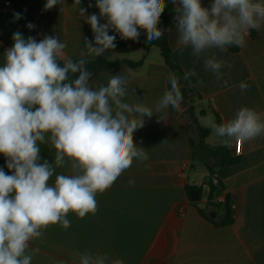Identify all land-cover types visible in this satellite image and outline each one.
Masks as SVG:
<instances>
[{
  "label": "clouds",
  "instance_id": "9594fccd",
  "mask_svg": "<svg viewBox=\"0 0 264 264\" xmlns=\"http://www.w3.org/2000/svg\"><path fill=\"white\" fill-rule=\"evenodd\" d=\"M59 3L46 0L44 9ZM80 3L74 0L73 4L91 26L94 40H85L77 61L65 59L66 44L58 37L37 41L25 39L17 31L0 66V154L12 172L9 175L0 168V264H31L32 256L26 254L30 241L51 225L67 230L70 212L80 219L95 214L97 194L109 189L134 160L148 159L133 135L143 127L145 117L154 115L153 108L123 100L128 83L124 76L112 75L99 88L90 85L92 73L86 57H99L115 48L116 36L109 35L110 30L124 40H138L140 30L149 42L158 40L164 35L158 28L160 17L171 3L175 6L177 46L190 47L200 59L209 49L226 52L229 46L243 47L250 31H259L264 25V0H212L210 7L202 6L201 0H96L99 15L88 16ZM13 15L21 18L20 13ZM204 66L218 81L223 80L225 64L215 55L206 58ZM195 75V69L185 71L183 79ZM179 79L169 75L171 88L154 106L156 113L169 106L180 109ZM223 83L227 86L228 81ZM202 84L197 80L196 86ZM239 87L244 91L248 85L241 82ZM207 126L230 146L233 140L246 142L264 134V113L241 107L227 122L209 120ZM43 143L55 149V167L47 160L41 162L39 145ZM65 165L69 174H55L56 167ZM79 264L123 261L86 252L79 254Z\"/></svg>",
  "mask_w": 264,
  "mask_h": 264
},
{
  "label": "crops",
  "instance_id": "0c3cea01",
  "mask_svg": "<svg viewBox=\"0 0 264 264\" xmlns=\"http://www.w3.org/2000/svg\"><path fill=\"white\" fill-rule=\"evenodd\" d=\"M201 2L202 6L210 7L212 0ZM26 3L34 9L40 36H55L66 44V59H79L85 40H94L91 26L80 16L74 0H60L50 10L44 9L46 0H26ZM95 4L96 0H81L80 8L87 10L85 16L99 15ZM3 9L4 0H0V12ZM105 22L101 19V23ZM109 35H113V30ZM177 39L175 27L169 33L172 58L184 72L195 69L196 75L189 82L203 97L196 98L194 103L197 117L207 115L206 104L216 124L234 118L241 107L264 113V25L259 31H250L239 52L213 48L200 59L190 47L179 48ZM8 48L0 39V66L5 62L4 53ZM154 48L137 51L141 52L137 58L131 57L137 52L119 54L115 48L99 57H86L87 60L103 57L111 62L133 63L145 58L138 68L124 64L115 72L92 75L90 85L99 88L107 85L112 75L124 76L128 83L123 100L153 108L154 115L145 117L143 127L133 135L134 142L144 148L148 159L134 160L109 189L97 194L95 214L89 213L80 219L70 212L67 219L71 224L67 230L59 224L51 225L43 230L41 237L30 241L26 254L32 256L31 264H79V254L86 252L106 254L111 260H122L123 264H264V134L243 142L240 156L234 152L241 158L238 164L216 168L215 181H221L224 189H217L215 201L224 203L229 195L235 218L231 225L216 227L200 215L186 194L188 183L201 186L208 178L204 167L206 173L191 181L198 167L193 163L192 144L199 142L200 135L196 141L187 106L181 102L179 110L171 106L160 113L154 110L164 92L170 90L169 75L173 74ZM212 55L225 64L221 72L223 80L228 81L227 86L204 66V60ZM197 80L203 84L196 86ZM241 82L248 85L244 91L239 87ZM234 143L233 140L226 147L234 151ZM39 146L41 162L47 160L55 167V149L46 143ZM0 168L12 174L2 154ZM189 171L193 172L192 176ZM55 174H69L68 165L56 167ZM55 174L50 184L54 183ZM208 194L205 186L204 209Z\"/></svg>",
  "mask_w": 264,
  "mask_h": 264
},
{
  "label": "trees",
  "instance_id": "16d2710c",
  "mask_svg": "<svg viewBox=\"0 0 264 264\" xmlns=\"http://www.w3.org/2000/svg\"><path fill=\"white\" fill-rule=\"evenodd\" d=\"M6 1H10L12 3L11 8L8 9L5 7ZM174 8L175 6L169 3L162 13L158 28L164 30V35L158 40L149 42L144 32L139 36L138 40L126 43L120 38V35L113 30V35L116 36V40L114 41L115 50L119 54H127L137 52L142 49L149 50L151 47H158L161 51L165 64L170 68L173 74L180 78L179 87L183 97L182 102L187 106V114L190 115L192 123L196 124L200 135L199 142L192 144L193 163H195V167H197L200 162L204 165L208 172V178L203 185L197 186L189 183L186 185L187 198L190 204L197 208L200 215L204 219L211 222L216 227H224L233 224L235 222V218L232 216L229 195L224 203L215 201V192L217 189H224V185L221 181H215L216 168L236 165L241 161V158L235 156L234 151L224 146V144L210 146L206 143V139L211 135L212 130L210 128L202 127L199 124L198 117L195 115L194 105L196 98L198 100H202L203 97L196 91L189 80L183 79L185 73L184 70L182 67L177 65L172 58L169 33L176 27ZM14 13H20L21 18L14 19ZM29 23L35 25V27L31 29L28 28L27 25ZM17 31L22 33L25 39L28 37H34L37 41L43 39L36 28L34 9L27 5L26 0H4V9L0 12V39L12 47L14 44L12 36L13 33ZM228 49L231 53L239 52V47L237 46H229ZM144 60L145 58L141 59L137 63L127 61L111 62L106 58L100 57L96 60H88L89 63L86 67L92 75H95L100 73L115 72L124 64H128L131 68H138L143 64ZM61 63H63V60H61ZM77 76L78 74L72 76L71 78L75 79ZM205 186L209 189L207 208L201 209L199 208V204L203 202ZM223 209L226 211L225 219L222 218Z\"/></svg>",
  "mask_w": 264,
  "mask_h": 264
},
{
  "label": "rangeland",
  "instance_id": "374dc122",
  "mask_svg": "<svg viewBox=\"0 0 264 264\" xmlns=\"http://www.w3.org/2000/svg\"><path fill=\"white\" fill-rule=\"evenodd\" d=\"M154 51H156L157 56L162 57V55H161V51H160V49H159L158 47H155V48H154ZM139 53H141V52H137V54H135V56H131V57H133V58H137V57L140 56ZM204 107H205V110H206V112H207V115H206L205 117H202V116L200 117V116L198 115V118H199V124H200L202 127L210 128V127L207 126L208 121H209V120H214V122L216 123V119H215L214 115L210 112L208 105L206 104ZM197 108H198V110H197V114H198V113H199V110H200V106H198ZM192 129H193L192 131H193V133H194V137L196 138V136H197L198 133H199V132H197V130H196V129H197L196 124L192 123ZM210 129H211V128H210ZM196 141H198V138H196ZM206 142H207L208 144H210V145L215 146V145H219V143L221 142V139H220L219 137H217V136L213 133V131H212L211 135L206 139ZM224 146H225V145H224ZM198 164H199V165H198V167H197V170H196L195 173H194V174H195V177H193V178L191 179L192 182H194V180L196 179V176H200V177H201V175H203V173H206V170H205V168H204V165L201 164L200 162H199ZM189 172H190V171H189ZM192 173H193V172H190L189 175L192 176Z\"/></svg>",
  "mask_w": 264,
  "mask_h": 264
},
{
  "label": "built area",
  "instance_id": "2783aa9c",
  "mask_svg": "<svg viewBox=\"0 0 264 264\" xmlns=\"http://www.w3.org/2000/svg\"><path fill=\"white\" fill-rule=\"evenodd\" d=\"M5 7L6 8H11L12 7V3L10 1H6L5 2ZM243 151V142H236L234 143V152L237 156H240L242 154Z\"/></svg>",
  "mask_w": 264,
  "mask_h": 264
},
{
  "label": "water",
  "instance_id": "95a60500",
  "mask_svg": "<svg viewBox=\"0 0 264 264\" xmlns=\"http://www.w3.org/2000/svg\"><path fill=\"white\" fill-rule=\"evenodd\" d=\"M205 206H206L205 203H200V204H199V207H200L201 209H204ZM222 218H223V219L226 218V211H225V209L222 210Z\"/></svg>",
  "mask_w": 264,
  "mask_h": 264
}]
</instances>
